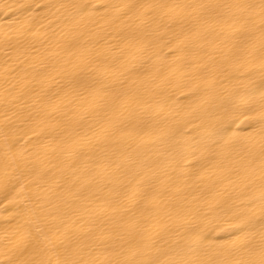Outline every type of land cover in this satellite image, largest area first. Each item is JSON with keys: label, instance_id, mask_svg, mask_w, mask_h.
Returning <instances> with one entry per match:
<instances>
[{"label": "bare ground", "instance_id": "bare-ground-1", "mask_svg": "<svg viewBox=\"0 0 264 264\" xmlns=\"http://www.w3.org/2000/svg\"><path fill=\"white\" fill-rule=\"evenodd\" d=\"M0 264H264V0H0Z\"/></svg>", "mask_w": 264, "mask_h": 264}]
</instances>
